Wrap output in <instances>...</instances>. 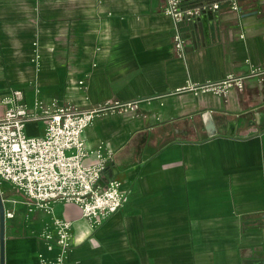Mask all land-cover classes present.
Listing matches in <instances>:
<instances>
[{"label":"crops","instance_id":"obj_1","mask_svg":"<svg viewBox=\"0 0 264 264\" xmlns=\"http://www.w3.org/2000/svg\"><path fill=\"white\" fill-rule=\"evenodd\" d=\"M163 2L0 0V118L14 91L82 109L139 102L83 132L88 150L111 151L107 169L131 196L97 228L75 204L54 205L73 223L67 264H264V80L225 97L190 90L264 68V0H237L239 14L216 0L204 26L179 22L182 56ZM28 209L0 182V264L49 256L50 217Z\"/></svg>","mask_w":264,"mask_h":264},{"label":"built area","instance_id":"obj_2","mask_svg":"<svg viewBox=\"0 0 264 264\" xmlns=\"http://www.w3.org/2000/svg\"><path fill=\"white\" fill-rule=\"evenodd\" d=\"M225 1L232 12L240 13L237 0ZM163 4L162 13L172 21L173 43L179 56L183 55L185 41L177 24L212 15L219 9L216 2L188 9L180 8L181 0H164ZM251 78L264 80V68L255 67L241 77L228 75L221 82L190 90L225 97L233 89L241 91L244 81ZM3 103L10 107L0 118V182L25 199L29 212L42 211L50 217V224L40 234L49 256L40 253L38 264H67L73 223L53 217L54 205L75 204L81 217L97 228L109 215L123 209L131 196V190H124L114 178L101 185L112 153L104 151L102 145L88 150L83 132L95 118L135 111L139 102H107L82 109L69 103L45 104L40 98L27 104L22 102L21 92L14 91ZM32 125H42L41 133L29 136L26 129ZM90 157L92 161L86 163ZM7 216L12 218L13 212Z\"/></svg>","mask_w":264,"mask_h":264},{"label":"water","instance_id":"obj_3","mask_svg":"<svg viewBox=\"0 0 264 264\" xmlns=\"http://www.w3.org/2000/svg\"><path fill=\"white\" fill-rule=\"evenodd\" d=\"M204 1L205 2H215L216 0H204ZM163 7H164V4L162 8ZM211 19H212V15L208 13L207 15H203L202 17L197 18V21L199 22V25L202 27V25L204 26L206 24L207 20H211ZM115 174H116L115 169H107V166H106L104 177L108 182H111L113 180V176ZM101 185H104V184H101Z\"/></svg>","mask_w":264,"mask_h":264},{"label":"rangeland","instance_id":"obj_4","mask_svg":"<svg viewBox=\"0 0 264 264\" xmlns=\"http://www.w3.org/2000/svg\"><path fill=\"white\" fill-rule=\"evenodd\" d=\"M4 109H5V107H4ZM26 131H27L29 136L36 134V131L31 126H28Z\"/></svg>","mask_w":264,"mask_h":264}]
</instances>
